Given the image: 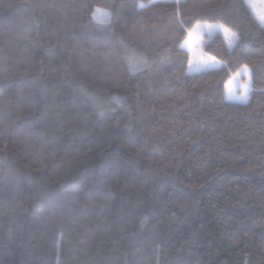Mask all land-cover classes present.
Returning a JSON list of instances; mask_svg holds the SVG:
<instances>
[{"label": "trees", "instance_id": "1", "mask_svg": "<svg viewBox=\"0 0 264 264\" xmlns=\"http://www.w3.org/2000/svg\"><path fill=\"white\" fill-rule=\"evenodd\" d=\"M151 1L0 0V264H264V29ZM198 19L241 40L190 73Z\"/></svg>", "mask_w": 264, "mask_h": 264}, {"label": "snow or ice", "instance_id": "2", "mask_svg": "<svg viewBox=\"0 0 264 264\" xmlns=\"http://www.w3.org/2000/svg\"><path fill=\"white\" fill-rule=\"evenodd\" d=\"M174 2L176 3L177 7H179L181 0H174ZM243 6L247 7L255 22L259 25V27L261 29H264V0H259V4H257L256 0H242ZM141 8L145 7V5L141 4L139 5ZM198 7L202 8L204 11L208 10V5L207 4H200ZM231 7L230 4L228 3H219L216 5V8L223 10L225 8ZM111 14L105 10V9H101V8H96L95 11H93L92 13V17L93 19L97 20L98 22H105L106 19L110 16ZM179 26L181 27V29L184 28L185 25V21L183 19H180L178 21ZM208 30L209 33L215 31V30H222L225 34V36L229 39V48H233L235 46H238L241 40V36L233 31L231 28H229L226 24L221 23L219 20H216L212 23H209L206 20H202V19H198L196 20V22L194 24H192V28L190 30H188L187 32V37H191L193 35L194 32L198 31V30ZM188 44V39L186 38L182 44V46ZM209 62H211L212 64L218 63V61L216 60V57H209L208 61H199L196 65V67H201V66H209ZM189 66L190 69L192 68V61H189ZM241 72H243V74L248 76V83H245L243 85V92L240 95H236L233 91L232 88L228 89V93L229 96L228 98L231 100H237L243 103H247L248 101V93L250 91V82H251V69L249 68L248 64H244L242 65L241 71H238L236 73L237 76H239L241 74ZM229 83H231V81H229Z\"/></svg>", "mask_w": 264, "mask_h": 264}, {"label": "rangeland", "instance_id": "3", "mask_svg": "<svg viewBox=\"0 0 264 264\" xmlns=\"http://www.w3.org/2000/svg\"><path fill=\"white\" fill-rule=\"evenodd\" d=\"M156 1H161V0H152L151 2H156ZM165 1H172V0H165ZM181 1H183V0H181ZM256 2H257V4H259V0H256ZM108 19H109V17L103 23L108 22ZM217 33H221L224 36L225 40L227 41V46L229 47V39L225 36V34L222 30H215L211 33H209L208 30H206V29L205 30H198V31L194 32L191 37L186 36V38L188 39V44L182 46V48L186 49L190 53L189 61H192V68L190 69V66L188 68V71L190 73H195V72H199V71H208V70H212V69H217L218 67L222 66L223 62L219 58L218 59L216 58L218 63L212 64L211 62H209V66L196 67V65L199 61H201V60L208 61L209 57H213L211 54L204 51V45L206 44L208 39L215 36ZM188 64H189V62H188ZM239 71H241V68ZM229 81H231V83H229ZM229 81L227 82V87H226L227 100L230 102L232 101V102H236V103H243V102H240L237 100L229 99L228 98V96H229L228 89L232 88L236 95H240L243 92V85L245 83H248V76L243 74V72H241V74L239 76H237L236 74L232 75V77L230 78ZM249 87H250V91L248 93V101H249L250 96L252 94L251 93L252 92V82H250Z\"/></svg>", "mask_w": 264, "mask_h": 264}]
</instances>
